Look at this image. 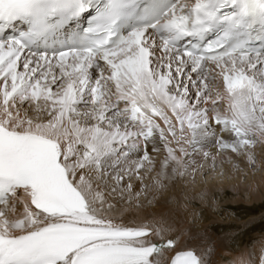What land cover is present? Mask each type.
<instances>
[{
  "label": "snow or ice",
  "instance_id": "6c2138e0",
  "mask_svg": "<svg viewBox=\"0 0 264 264\" xmlns=\"http://www.w3.org/2000/svg\"><path fill=\"white\" fill-rule=\"evenodd\" d=\"M234 179L264 185V0H0V264H264L205 223Z\"/></svg>",
  "mask_w": 264,
  "mask_h": 264
},
{
  "label": "rangeland",
  "instance_id": "374dc122",
  "mask_svg": "<svg viewBox=\"0 0 264 264\" xmlns=\"http://www.w3.org/2000/svg\"><path fill=\"white\" fill-rule=\"evenodd\" d=\"M237 182L238 179H236ZM228 184V183H227ZM224 184V185H227ZM235 184V181L233 183ZM222 187H216L214 191L218 194L217 201L219 207L215 212H209L208 230L216 235H221L220 229L225 227V231L228 233L224 239H238L244 242H259L264 239V198L254 201L247 199V195L238 193V191H232V187L229 185ZM243 187V186H242ZM214 192V193H215ZM242 199L238 200V197ZM200 202L197 200V204ZM234 214L227 220L221 219V216L226 214Z\"/></svg>",
  "mask_w": 264,
  "mask_h": 264
},
{
  "label": "bare ground",
  "instance_id": "6f19581e",
  "mask_svg": "<svg viewBox=\"0 0 264 264\" xmlns=\"http://www.w3.org/2000/svg\"><path fill=\"white\" fill-rule=\"evenodd\" d=\"M235 181V184L236 183H238L237 181H236V179H234V180H225V181H223V182H221V183H217V184H215V185H210L209 187H211V189H212V192L214 193L215 191H214V189H216V187H222L223 189L225 188V187H223V186H227V185H229L230 187H231V184L230 183H233ZM228 183V184H227ZM224 184H227V185H224ZM200 188H204L205 186L204 185H200L199 186ZM242 186H241V190L240 191H238V193L240 194H242V196H243V193L245 194V195H247V199H249V200H254V201H257V200H260V199H262V198H264V185H261V187H260V190L259 191H257V192H254V193H251V194H249V193H247L246 191H243V193H242ZM232 191H234V193H235V191H237V190H235V189H233L232 188ZM193 195H196V193L195 192H193L192 193ZM215 194V196L217 197V193L215 192L214 193ZM240 199H242V197H238V200H240ZM208 226V225H207ZM209 227V226H208Z\"/></svg>",
  "mask_w": 264,
  "mask_h": 264
}]
</instances>
